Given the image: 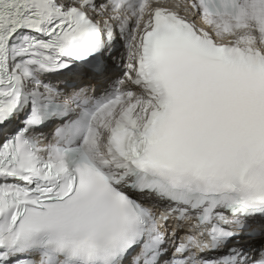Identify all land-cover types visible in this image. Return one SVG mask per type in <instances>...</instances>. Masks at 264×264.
<instances>
[{
  "label": "snow or ice",
  "instance_id": "snow-or-ice-1",
  "mask_svg": "<svg viewBox=\"0 0 264 264\" xmlns=\"http://www.w3.org/2000/svg\"><path fill=\"white\" fill-rule=\"evenodd\" d=\"M0 264H264V0H0Z\"/></svg>",
  "mask_w": 264,
  "mask_h": 264
}]
</instances>
